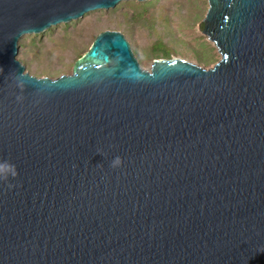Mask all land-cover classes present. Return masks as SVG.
Segmentation results:
<instances>
[{
  "label": "water",
  "instance_id": "water-1",
  "mask_svg": "<svg viewBox=\"0 0 264 264\" xmlns=\"http://www.w3.org/2000/svg\"><path fill=\"white\" fill-rule=\"evenodd\" d=\"M132 1L0 0V161L18 171L0 264H264V0H207L209 68L146 70L109 30L69 75L16 59L24 37Z\"/></svg>",
  "mask_w": 264,
  "mask_h": 264
},
{
  "label": "rangeland",
  "instance_id": "rangeland-1",
  "mask_svg": "<svg viewBox=\"0 0 264 264\" xmlns=\"http://www.w3.org/2000/svg\"><path fill=\"white\" fill-rule=\"evenodd\" d=\"M121 2L114 9L98 10L82 19L53 27L20 42L16 59L35 77L71 74L72 66L102 31L122 33L140 66L148 70L155 59L179 58L209 68L219 59L216 47L202 33L200 23L207 0ZM162 44L165 49L154 48Z\"/></svg>",
  "mask_w": 264,
  "mask_h": 264
},
{
  "label": "clouds",
  "instance_id": "clouds-1",
  "mask_svg": "<svg viewBox=\"0 0 264 264\" xmlns=\"http://www.w3.org/2000/svg\"><path fill=\"white\" fill-rule=\"evenodd\" d=\"M98 155H102L100 150L97 151ZM98 167H102V165H97ZM122 166V159L119 156L114 157L109 167L112 169H117ZM18 176V171L16 166L8 161H0V183H6L9 188L13 187L10 180H15Z\"/></svg>",
  "mask_w": 264,
  "mask_h": 264
},
{
  "label": "trees",
  "instance_id": "trees-1",
  "mask_svg": "<svg viewBox=\"0 0 264 264\" xmlns=\"http://www.w3.org/2000/svg\"><path fill=\"white\" fill-rule=\"evenodd\" d=\"M154 1H156V0H152L151 2H149V3L146 4V5H147V6H148V5H151V3H153ZM49 32H50V30H49ZM36 36H38V35H31L30 38L33 39V38H35ZM19 45H20V42H19ZM154 48H155V49H156V48L165 49V47H164L162 44L159 45L158 43L154 45ZM87 50H88V49H87ZM82 55H83V54H82ZM82 55H80V56H82ZM80 56H79V57H80ZM169 56H170V52H168V51H164V58L168 59ZM79 57H78V58H79Z\"/></svg>",
  "mask_w": 264,
  "mask_h": 264
}]
</instances>
